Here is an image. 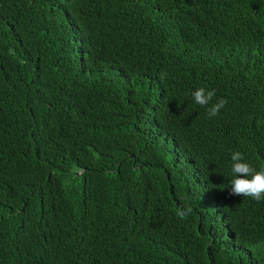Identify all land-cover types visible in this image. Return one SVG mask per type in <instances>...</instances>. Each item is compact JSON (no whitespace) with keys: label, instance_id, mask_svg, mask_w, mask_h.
<instances>
[{"label":"trees","instance_id":"obj_1","mask_svg":"<svg viewBox=\"0 0 264 264\" xmlns=\"http://www.w3.org/2000/svg\"><path fill=\"white\" fill-rule=\"evenodd\" d=\"M236 151L264 169V0H0V264H264Z\"/></svg>","mask_w":264,"mask_h":264},{"label":"clouds","instance_id":"obj_2","mask_svg":"<svg viewBox=\"0 0 264 264\" xmlns=\"http://www.w3.org/2000/svg\"><path fill=\"white\" fill-rule=\"evenodd\" d=\"M214 91H206L204 88H198L192 93L193 100L200 106L209 105ZM226 101L220 99L218 102L208 108L209 117L219 114L220 109L224 107ZM231 173L230 195L250 197L253 200H264V169L257 171L250 164L243 161V156L236 151L231 154ZM192 208L188 207L178 210L177 215L182 219L192 213Z\"/></svg>","mask_w":264,"mask_h":264},{"label":"bare ground","instance_id":"obj_3","mask_svg":"<svg viewBox=\"0 0 264 264\" xmlns=\"http://www.w3.org/2000/svg\"><path fill=\"white\" fill-rule=\"evenodd\" d=\"M158 24V23H157Z\"/></svg>","mask_w":264,"mask_h":264}]
</instances>
